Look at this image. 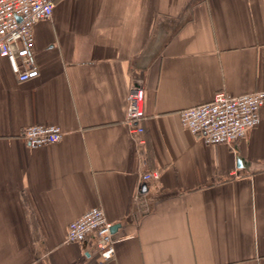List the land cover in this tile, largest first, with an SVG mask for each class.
<instances>
[{
  "label": "crops",
  "instance_id": "crops-1",
  "mask_svg": "<svg viewBox=\"0 0 264 264\" xmlns=\"http://www.w3.org/2000/svg\"><path fill=\"white\" fill-rule=\"evenodd\" d=\"M33 30L38 76L0 56V264H264V103L232 143L178 115L264 91V0H57ZM136 79L143 144L126 117ZM31 124L63 136L28 147ZM96 206L118 223L106 262L92 237L65 239Z\"/></svg>",
  "mask_w": 264,
  "mask_h": 264
},
{
  "label": "built area",
  "instance_id": "built-area-1",
  "mask_svg": "<svg viewBox=\"0 0 264 264\" xmlns=\"http://www.w3.org/2000/svg\"><path fill=\"white\" fill-rule=\"evenodd\" d=\"M57 0H0V56L6 57L18 81L36 77L39 67L34 52L33 26L52 16ZM140 80H133L128 89L127 122L136 143L143 144L145 118L144 90ZM264 103V91L232 95L224 90L215 93L210 101L179 111L181 127L188 129L208 144L232 143L243 138L248 130L260 122V109ZM28 147L48 145L59 141L62 130L58 125L31 124L21 133ZM157 176L147 171L142 179ZM103 207L86 210L70 222L68 242L84 243L91 237L96 242L100 262L112 259L117 240Z\"/></svg>",
  "mask_w": 264,
  "mask_h": 264
},
{
  "label": "water",
  "instance_id": "water-1",
  "mask_svg": "<svg viewBox=\"0 0 264 264\" xmlns=\"http://www.w3.org/2000/svg\"><path fill=\"white\" fill-rule=\"evenodd\" d=\"M117 225H118V223L112 226V231H113V232L115 231Z\"/></svg>",
  "mask_w": 264,
  "mask_h": 264
}]
</instances>
